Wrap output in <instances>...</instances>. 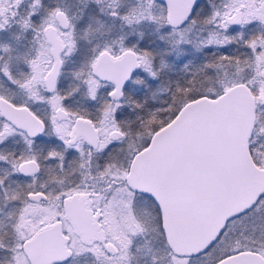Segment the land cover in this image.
Masks as SVG:
<instances>
[{
  "label": "snow or ice",
  "instance_id": "1",
  "mask_svg": "<svg viewBox=\"0 0 264 264\" xmlns=\"http://www.w3.org/2000/svg\"><path fill=\"white\" fill-rule=\"evenodd\" d=\"M228 116L222 191H154L158 138ZM0 170V264H264V0H0Z\"/></svg>",
  "mask_w": 264,
  "mask_h": 264
},
{
  "label": "water",
  "instance_id": "2",
  "mask_svg": "<svg viewBox=\"0 0 264 264\" xmlns=\"http://www.w3.org/2000/svg\"><path fill=\"white\" fill-rule=\"evenodd\" d=\"M239 135L234 116L202 121L182 134H163L147 169V182L181 210L205 193H220L223 176L235 166ZM72 218L82 232L85 217L76 206ZM61 251L50 238L38 255L45 264H53Z\"/></svg>",
  "mask_w": 264,
  "mask_h": 264
},
{
  "label": "flooded vegetation",
  "instance_id": "3",
  "mask_svg": "<svg viewBox=\"0 0 264 264\" xmlns=\"http://www.w3.org/2000/svg\"><path fill=\"white\" fill-rule=\"evenodd\" d=\"M76 210H79L81 214L85 217L84 223L82 225V232L80 233L89 240H98L102 238V233H100L99 230L93 225L89 217V212L87 211V207L76 206Z\"/></svg>",
  "mask_w": 264,
  "mask_h": 264
},
{
  "label": "trees",
  "instance_id": "4",
  "mask_svg": "<svg viewBox=\"0 0 264 264\" xmlns=\"http://www.w3.org/2000/svg\"><path fill=\"white\" fill-rule=\"evenodd\" d=\"M4 173H3V171L2 170H0V175H3ZM81 264H83V262H81Z\"/></svg>",
  "mask_w": 264,
  "mask_h": 264
}]
</instances>
